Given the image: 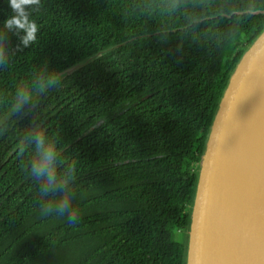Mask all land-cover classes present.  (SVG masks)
I'll list each match as a JSON object with an SVG mask.
<instances>
[{"label": "trees", "instance_id": "16d2710c", "mask_svg": "<svg viewBox=\"0 0 264 264\" xmlns=\"http://www.w3.org/2000/svg\"><path fill=\"white\" fill-rule=\"evenodd\" d=\"M32 18L28 46L4 30L0 120L66 74L0 129V264H185L205 143L264 0H42ZM36 133L72 177V224L39 213Z\"/></svg>", "mask_w": 264, "mask_h": 264}, {"label": "water", "instance_id": "95a60500", "mask_svg": "<svg viewBox=\"0 0 264 264\" xmlns=\"http://www.w3.org/2000/svg\"><path fill=\"white\" fill-rule=\"evenodd\" d=\"M65 74L11 109L0 129ZM187 237L185 264H264V30L243 53L218 104Z\"/></svg>", "mask_w": 264, "mask_h": 264}, {"label": "clouds", "instance_id": "9594fccd", "mask_svg": "<svg viewBox=\"0 0 264 264\" xmlns=\"http://www.w3.org/2000/svg\"><path fill=\"white\" fill-rule=\"evenodd\" d=\"M11 14L0 23V62L4 59L3 36L4 30L22 32V43L28 46L37 40L39 32L36 21L32 18L37 11L42 0H5ZM51 84L56 83V78H50ZM30 96L26 91L18 93V102L14 110H19L20 105L28 101ZM30 143L35 146L38 160H34L29 165V172L33 177H43L45 183L39 189L42 197H51L46 202L39 205V213L43 217L65 216L67 222L72 224L78 218V211L72 207V193L68 188V183L72 179L58 175L56 164L58 162L57 147L54 142L48 141L42 134L36 133L28 137Z\"/></svg>", "mask_w": 264, "mask_h": 264}, {"label": "rangeland", "instance_id": "374dc122", "mask_svg": "<svg viewBox=\"0 0 264 264\" xmlns=\"http://www.w3.org/2000/svg\"><path fill=\"white\" fill-rule=\"evenodd\" d=\"M183 234H184V235H183ZM178 235H179V236L177 237V239L180 240V241H182V242H185L186 232H180V231H179Z\"/></svg>", "mask_w": 264, "mask_h": 264}]
</instances>
